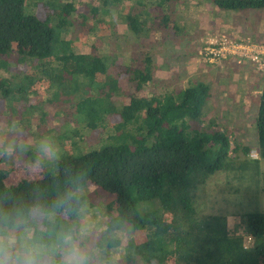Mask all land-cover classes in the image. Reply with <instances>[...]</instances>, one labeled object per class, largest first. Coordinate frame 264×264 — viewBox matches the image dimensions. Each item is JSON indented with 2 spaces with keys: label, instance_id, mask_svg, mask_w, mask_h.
<instances>
[{
  "label": "trees",
  "instance_id": "1",
  "mask_svg": "<svg viewBox=\"0 0 264 264\" xmlns=\"http://www.w3.org/2000/svg\"><path fill=\"white\" fill-rule=\"evenodd\" d=\"M42 1L45 4L59 0ZM77 1H60L57 13L44 15L30 0H0V71L8 72L11 62L28 61L32 63L33 75L48 82L47 86H57L49 82L53 78L60 80L61 91L73 97L71 104L76 113V122L71 121V125H76V128L72 126L73 138L80 133L77 126L86 132L103 127L106 132L109 128L99 148L80 155L65 150V162L84 163L90 185L113 195L115 208L119 206L121 210L135 213L139 233L144 238L136 243V249L148 264H264L261 210L243 213L244 234L240 236L229 231L224 215L200 217L196 210L204 205L202 198L206 195L208 180L219 173L228 176L241 165L239 148L232 145L227 130H219L213 124L199 127L188 122L200 118L209 86L196 82L147 96L142 90L153 77L151 52H141L143 59L131 56L129 61L126 57L118 65L114 64L116 57L110 56L112 65L109 66L95 44L84 54L74 48L71 39L61 35L73 24L71 16ZM90 1L92 11L96 12L98 7L93 2L106 9L119 5L121 0ZM212 2L226 10L264 8V0ZM141 13L142 7L123 18L129 33L137 32L138 37L137 24L140 30L142 26L137 16ZM261 73L255 135L263 159L264 72ZM121 74L134 83L135 93H141L139 96L120 91ZM97 75L103 78L98 79ZM12 90L10 80L0 81V99H5ZM119 96H126V102L117 104L114 100ZM113 117L118 121L108 127L107 120ZM76 145L72 140V150H76ZM249 150L248 146L241 147L244 156ZM243 163L260 173L259 160L244 158ZM9 174L8 167H0V188L10 187L26 193L37 183H49L52 170L46 168L39 178H23L15 184L6 183ZM232 176L238 178L235 174ZM247 238H251L250 243Z\"/></svg>",
  "mask_w": 264,
  "mask_h": 264
},
{
  "label": "rangeland",
  "instance_id": "2",
  "mask_svg": "<svg viewBox=\"0 0 264 264\" xmlns=\"http://www.w3.org/2000/svg\"><path fill=\"white\" fill-rule=\"evenodd\" d=\"M60 1L67 2L69 0L52 1L45 4L42 0H30V4L36 7V10H39L41 14L48 15L58 12V3ZM142 2H146V4L141 6L142 13L137 16V21L142 26L140 30L141 27L137 24L139 37L153 36L145 42H140L139 37L136 36L137 32L129 33L126 29L125 21H123L126 13H136ZM181 2L182 0H121L119 5L109 6L106 9L99 7L97 2H93L94 6L98 7L97 11L93 12L90 0H78L76 2V10L71 16L73 24L70 25L67 31H63L61 35L66 39H71L74 48L84 54L89 53L91 46L95 44L98 53L105 58L109 66L112 65L110 56L116 57L115 65L122 64L126 57V60L129 59V61L131 56L132 58L137 56L143 59L144 54L141 52H150L149 49L158 38V35L166 31L167 25L164 26L165 23L169 21L175 23L177 18L176 9L181 10L178 7ZM217 11L220 14L223 13L226 17L236 12L238 15L240 14L239 16H243L244 22H249L250 20L245 19H249L252 14L253 25L257 26L264 22V8L253 10H226L217 8ZM84 14H88L86 19L83 18ZM213 15L217 17V13ZM82 22L83 25H81ZM179 34L182 35L183 33L179 32ZM180 42V39H175V41L173 39L172 41L163 38L161 44H158L159 48L162 46H165L166 49L172 47L168 51L170 54L160 55L164 59L156 67L157 71H160V75L155 80L152 77L151 82L144 85L142 91L147 96L159 95L171 87L175 88L174 84L176 82L178 84L176 88H183L187 84L192 85L196 82H202L209 86V95L201 107L200 118L188 120V122L195 123L199 127L213 124L219 130H227V134L231 137L232 145L239 148L237 155L241 159L238 161L241 162V165L228 176L219 173L211 177L205 186L206 195L202 198L204 205L196 208V210L200 217L213 214L224 215L227 218L229 231L231 233L237 232L240 236L244 234L243 213L254 209H259L264 213V158H260L255 135V118L259 98L258 96L251 95L254 99H252V107L248 105L249 108L245 111L243 110L244 106L241 104H237L233 108L221 105V100L225 99V97L221 96L223 93L235 94L244 102L247 101L246 104H248L250 96L244 90L241 91V88L244 89V84H240V82H244L245 80L240 81L236 72L238 68H228L226 69V74L223 75V70L216 67L217 65H210L209 67H205L207 71L202 74H193L194 76L189 75V77H186V75L181 76L184 68H188V63L184 62L185 57L180 55L185 50L182 48L181 50L178 49L177 46H180ZM188 51L186 50V55L193 54V51L189 53ZM242 62L245 64L240 67L239 71L242 70V72L253 75L257 79L255 83L258 81L259 87L263 79V73L256 71L248 61ZM177 73L180 76L172 84L169 83L166 75L169 74L170 78L174 80ZM190 77V82L187 83ZM97 78L101 79L103 77L97 75ZM2 79L10 80L13 90L7 94L5 99H0V121L6 119L9 123L17 122L32 137L51 133L58 138L64 151H69V153H73L74 151L76 155L84 154L92 148H99L107 137L109 128H107L106 132L104 127L86 132L77 126V130L80 133L73 138L71 132L74 128L72 126L76 128V125H71V121L76 122L74 120L76 113L74 114V108L71 104L73 97L71 94L61 91V87H58L60 86V80L51 79L49 82L57 86L50 87L47 86L49 83L45 80L36 78L33 75L32 63L28 61L21 64L11 62L8 72L0 71V81ZM167 84L169 86H166ZM66 86L68 87L69 85ZM118 86L122 92L135 93L134 83L124 74L118 77ZM83 88L86 89L85 87ZM47 89H50V91ZM135 94L139 96L141 93ZM126 100V96H119L114 101L121 105ZM221 106L226 108L222 109ZM238 119L242 121L241 124L238 123ZM117 121L116 117L109 118L107 120L108 127ZM80 137L82 138L80 139ZM84 137H86V140ZM72 140L77 142L76 150L75 148L72 150ZM244 146H248L250 149L247 156H244L241 151V147ZM29 158L30 156L27 154L26 157L0 164L1 168L6 166L10 169V174L6 179L7 184H15L23 178L36 179L40 177L42 171L38 174L28 171L31 167ZM244 158L259 160L260 173H255L253 169L242 165L244 164ZM234 174L238 178H233L232 175ZM255 175L257 176L255 177ZM91 188L90 198L93 203L99 201L107 207L108 211H113L115 208L113 206V195L100 189L96 190L93 185H91ZM140 206L145 207L146 204H141ZM143 240V235L139 233L136 243H140Z\"/></svg>",
  "mask_w": 264,
  "mask_h": 264
},
{
  "label": "clouds",
  "instance_id": "3",
  "mask_svg": "<svg viewBox=\"0 0 264 264\" xmlns=\"http://www.w3.org/2000/svg\"><path fill=\"white\" fill-rule=\"evenodd\" d=\"M28 153V171L50 168L51 180L26 193L0 188V264H148L136 249L135 213L93 203L84 163L65 162L55 135L32 137L17 122L0 121V162Z\"/></svg>",
  "mask_w": 264,
  "mask_h": 264
},
{
  "label": "crops",
  "instance_id": "4",
  "mask_svg": "<svg viewBox=\"0 0 264 264\" xmlns=\"http://www.w3.org/2000/svg\"><path fill=\"white\" fill-rule=\"evenodd\" d=\"M141 3V2H139ZM145 2H142L140 4V8L142 5H144ZM181 10L176 9V21L175 23L169 21L167 22V28L166 31L158 35V38L153 43V45L150 47V55L152 58V65H153V79H157L160 75V71H157L156 67L157 64L160 61H163L160 55H166L170 54L168 51L169 49H166L165 46H158V44H161L163 38L170 39L175 41V39H180L181 42L179 43L180 46H177L179 50L185 49L180 55H183L185 57V61L188 63V68H184L182 75H186V77H189V75H195V74H202L204 73L206 68L210 65H217L216 67H219V69L223 70L222 74H226V69H234L238 68L236 70L237 75L241 80H245L244 82L241 81L240 84H244V89L241 88V91H245V93L248 94L249 101L248 104L241 100V98L235 94L231 95L230 93H223L221 96L225 97L224 100H221V105L228 108H233L237 104H241L243 107V110H247L249 106L252 107V96H258L261 91V85L258 87V81L255 83V77L253 75H249L246 72H242V70L239 71L240 67H242L243 62L238 63L232 59L224 60L220 64H209L202 61L200 51L203 46V43L205 39L211 35H224L230 38H234L237 40L245 41V42H251V43H260L264 42V22L260 25H253V16L249 17V22H244L242 19L243 16H239L238 13H233L229 17H226L223 13L220 14V12L217 11V7L213 4L212 0H182L180 5ZM125 8V4H124ZM187 8V9H185ZM253 10V9H250ZM137 12V11H136ZM214 13H217V17L213 15ZM179 32L183 33L182 35L179 34ZM153 36H146V37H139L140 42H145L150 40ZM171 37V38H169ZM176 43V42H175ZM178 44V43H176ZM156 46V47H155ZM155 47V48H154ZM186 50L193 51V54L186 55ZM250 63V62H249ZM256 71H258L255 66L250 63ZM232 67V68H231ZM259 72V71H258ZM261 73V72H259ZM193 75V76H194ZM180 76L179 73L174 77V80L170 78L169 74L166 75V77L169 79V83H173L178 77ZM191 77L189 78L190 81ZM187 80V79H186ZM263 80V79H262ZM255 83V84H254ZM177 82L174 84L175 88L177 87ZM166 86H169L168 84ZM184 86V85H183ZM174 87H171L169 90H171ZM181 88V87H180ZM168 90V89H167ZM233 91V90H232ZM243 93V92H242ZM254 100V99H253ZM249 105V106H248ZM221 106L222 109H225L226 107ZM238 123L241 124L242 121L238 119ZM2 164V163H1ZM264 214V213H263ZM228 226V222H227ZM229 229V228H228ZM244 229V226H243ZM242 233V232H241ZM235 235H238L239 233H232Z\"/></svg>",
  "mask_w": 264,
  "mask_h": 264
},
{
  "label": "built area",
  "instance_id": "5",
  "mask_svg": "<svg viewBox=\"0 0 264 264\" xmlns=\"http://www.w3.org/2000/svg\"><path fill=\"white\" fill-rule=\"evenodd\" d=\"M202 61L208 64H220L232 59L238 63L248 61L259 72H264V42L251 43L224 35H209L201 48ZM251 238H247V243Z\"/></svg>",
  "mask_w": 264,
  "mask_h": 264
}]
</instances>
